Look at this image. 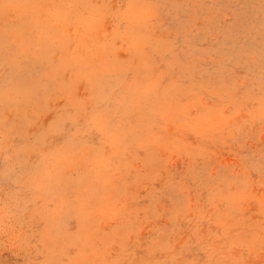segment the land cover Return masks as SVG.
<instances>
[{"label": "rangeland", "instance_id": "rangeland-1", "mask_svg": "<svg viewBox=\"0 0 264 264\" xmlns=\"http://www.w3.org/2000/svg\"><path fill=\"white\" fill-rule=\"evenodd\" d=\"M0 264H264V0H0Z\"/></svg>", "mask_w": 264, "mask_h": 264}]
</instances>
